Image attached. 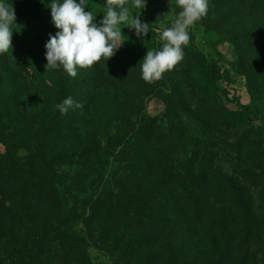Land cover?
Returning a JSON list of instances; mask_svg holds the SVG:
<instances>
[{"label":"rangeland","instance_id":"rangeland-1","mask_svg":"<svg viewBox=\"0 0 264 264\" xmlns=\"http://www.w3.org/2000/svg\"><path fill=\"white\" fill-rule=\"evenodd\" d=\"M6 2L16 14L12 38L41 36L29 25L38 9L49 33L59 31L51 0ZM104 3L86 0V10L99 21ZM208 4L189 29L184 59L152 84L141 78L138 62L161 47L159 24L171 26L180 11L175 0H146L140 19L148 35L122 28L128 40L109 59L116 63L78 68L76 78L63 68L45 71L38 41L21 68L0 55V264H264V236L259 245L251 242L250 262L229 261L232 251L216 256L211 235L236 240L218 227L220 215L197 220L154 190L158 181L200 176L208 165L231 174L244 131L264 140V0ZM175 91L192 109L201 103L204 123L168 109ZM69 96L83 107L61 115L54 106ZM35 153L49 165L46 172L35 162L16 170ZM257 192L262 225L264 192ZM158 213L172 224L155 219ZM238 254L246 256V247Z\"/></svg>","mask_w":264,"mask_h":264},{"label":"trees","instance_id":"trees-1","mask_svg":"<svg viewBox=\"0 0 264 264\" xmlns=\"http://www.w3.org/2000/svg\"><path fill=\"white\" fill-rule=\"evenodd\" d=\"M38 10H36L33 22L29 25L35 32L39 31L38 33L41 36L36 37L35 40L32 36L25 39L23 37L12 38L13 48L1 55L2 61L7 58L10 63H17V66L21 68L22 65L27 64L28 58L34 55L31 51L34 41H38L37 46L39 48L42 47L41 51L46 52L45 44L49 39L50 33ZM93 15L96 16L94 13ZM96 20L98 22L97 17ZM20 44L22 45L20 46ZM111 62L116 63V60L105 61L102 58L100 61L103 67H106ZM202 86H205L206 89L208 88L207 91L209 93L210 86ZM202 86H200V89L204 90ZM6 92L9 93L10 90ZM166 102L168 109L174 115H187L194 121L204 123L203 115L206 113L201 103H196V109H192V101H189L183 93L175 91L172 97L166 99ZM217 107V104L214 103L212 109H217ZM261 135L260 132L252 134L250 131H244L237 141L236 148H234V153L238 155V161L234 162L232 160L231 174L223 170L214 169L213 165H208V167L202 168L200 176L190 178L188 175H179L172 179L170 178V180L158 181L154 186V190H157V192L167 193V200L170 199V201L176 203L180 208L179 210L184 211L186 209L190 211L192 218L201 220L208 213L220 215L221 222L218 227L220 226L223 233L233 232L236 240H230L226 236L211 235L209 243L214 254L216 256L219 255L221 258L226 257L227 251L236 253L232 254V256H227L229 261L249 260L250 262L252 257H254V253L250 249L251 242L259 245L264 236V221L262 225L256 223L254 199L252 198L256 191H258V194L259 192H264V140L259 138ZM63 157L64 155L60 154L56 158L60 159ZM27 162L39 164L35 168L40 173L49 169V165L41 156L39 157L35 153L17 161L16 170L20 171L19 168H23ZM155 219H158L163 225L172 224L161 213H158ZM242 247H246V256L238 254ZM14 251H10V253L14 254ZM28 259L33 261L31 255H28Z\"/></svg>","mask_w":264,"mask_h":264},{"label":"clouds","instance_id":"clouds-1","mask_svg":"<svg viewBox=\"0 0 264 264\" xmlns=\"http://www.w3.org/2000/svg\"><path fill=\"white\" fill-rule=\"evenodd\" d=\"M175 3L180 11L171 26H166L163 21L159 24L161 47L147 50L138 62L141 78L148 84L161 80L184 59L182 46L189 43V29L207 15L209 8L208 0H175ZM48 7L52 23L59 31L50 34L45 44V71L63 68L72 78L77 77L78 68L91 69L102 58L105 61L112 58L128 40V37L123 40L122 28L134 30L139 38L150 32L149 24L140 19L146 0H131L130 5L129 0H105L103 18L98 22L97 16L86 10V0H51ZM131 9L138 11L134 14ZM16 25L12 3L0 0V55L12 50ZM54 107L65 115L69 109H79L83 105L69 96Z\"/></svg>","mask_w":264,"mask_h":264}]
</instances>
